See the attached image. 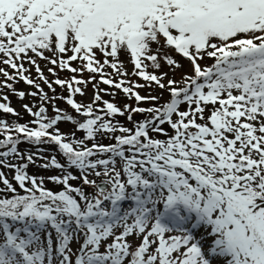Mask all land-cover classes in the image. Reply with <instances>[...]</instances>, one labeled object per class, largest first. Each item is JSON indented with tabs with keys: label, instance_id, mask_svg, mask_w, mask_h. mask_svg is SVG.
Returning <instances> with one entry per match:
<instances>
[{
	"label": "snow or ice",
	"instance_id": "obj_1",
	"mask_svg": "<svg viewBox=\"0 0 264 264\" xmlns=\"http://www.w3.org/2000/svg\"><path fill=\"white\" fill-rule=\"evenodd\" d=\"M0 64V264H264V0H0Z\"/></svg>",
	"mask_w": 264,
	"mask_h": 264
},
{
	"label": "rangeland",
	"instance_id": "obj_2",
	"mask_svg": "<svg viewBox=\"0 0 264 264\" xmlns=\"http://www.w3.org/2000/svg\"><path fill=\"white\" fill-rule=\"evenodd\" d=\"M121 58L123 59L124 57H121ZM38 63L40 64L41 68L44 70V75L47 76L50 81L53 80L54 77L51 74H49L48 71H47V69L49 67H52V65L48 64L46 61H43V60H38ZM181 63L184 65V67L181 68V69L176 70V73H175V77L176 78L179 77V75L182 74L183 72H187V71L190 70L188 62L186 60H181ZM206 63H211V61H206ZM0 67H4V65L0 64ZM25 67H31V66L26 63ZM127 67H128L129 72H131L132 66L130 64H127ZM6 70L9 71L8 68ZM163 70L164 71H168L167 67H165ZM106 71L111 72L112 70L111 69H107ZM9 73H11V72L9 71ZM31 76L33 78H35V76H36L34 67L31 68ZM0 78H4V77L1 76ZM37 83H40L41 87L43 89H45L46 92H48V93L50 92L49 89L47 88V86L44 85L41 81L37 80ZM53 86L55 87V85H53ZM14 88L17 91H24L25 93L33 92V91L36 90L35 88H32L29 85H26L23 81H19V82L15 83L14 84ZM84 91H85V95H83V96L77 95L75 97V99L78 102H83V103L87 104V103L91 102V100L93 98V95H94V90L92 88V85L89 84ZM108 91L116 93L118 90L110 88V89H108ZM142 91H144V94H146V95H148L149 92H151L152 95H160L161 94L160 90L156 89V88H153V89L145 88ZM3 94L8 96V99L10 101V106L13 107L16 112L19 113V116H13L12 114H5V113L1 112L0 113V118L5 119L7 121H9V120L14 121V120H17L19 118L20 121L24 122L25 119H29V114L24 110L23 105H25V104H28L29 106H32L34 104L39 105V100H38L37 97H32V96L26 95L25 98L23 100H21V99H19L16 95H14L11 91H9L6 88L3 89ZM101 95L104 96V97L106 96V97H109V98L113 99L116 104H119L121 99H122V97H123L119 93H116L114 97L110 96V95H106L104 93H101ZM49 96H51V95H49ZM168 98H169L168 97V93L164 92L162 100L160 102H164V101L168 100ZM2 102H5V101H2ZM56 104L58 105L59 108L66 109L72 115H74V116L76 115V113L73 110H71L70 108L66 107V105L64 104L63 100H57ZM144 104L147 105L148 107L150 106L148 103H144ZM47 107H48V114L50 116L53 115L51 106L49 105ZM183 107L184 106H181L182 110H183ZM33 110L35 111L36 109L34 108ZM78 118L83 120V117H78ZM115 119L121 121L125 126H127L129 128L132 127V124L127 121L126 116H117ZM141 119H143L142 115L133 116V120L139 121ZM59 128H60V130L62 132H69V131H71L74 128V126L72 124H70V123L62 122V123L59 124ZM107 141H108V139H106V138L103 139V142H107ZM29 148L31 150L36 151L35 147H33V146H30ZM46 148L48 149V151H46L44 153L45 156H49V155H52V154H56L58 156V153L55 151V149L52 146L46 145ZM24 150H29V149H24ZM60 159H61V162L63 163V159L62 158H60ZM41 163H43V161L38 159L35 164H30L29 168H28L29 173L33 174V175H37V176H43V177L59 174L58 170L51 169V168L44 169V168L38 167L37 165H39ZM2 170L5 172V174L7 175L8 179L10 181H12L11 178L13 176V173L8 171L7 169H2ZM78 183H80V182L79 181H73V184H78ZM46 186L49 187V188H54V187L58 188L59 187V186L53 185L51 182H48V181H46ZM0 187H2V185H0ZM93 190L94 189H92V188H86V191H88V192H92ZM129 222H131V221H129ZM121 230L122 229L117 228L116 232L119 233ZM137 243H138V241H137Z\"/></svg>",
	"mask_w": 264,
	"mask_h": 264
},
{
	"label": "trees",
	"instance_id": "obj_3",
	"mask_svg": "<svg viewBox=\"0 0 264 264\" xmlns=\"http://www.w3.org/2000/svg\"><path fill=\"white\" fill-rule=\"evenodd\" d=\"M11 68H9V70H10ZM1 77V76H0ZM2 81L4 80V79H2V78H0ZM101 85L102 84H99V87L101 88ZM62 93L64 94V95H67L68 93H67V91L65 90V91H62ZM123 96H124V94H123ZM104 100H108V101H110L109 99H105V98H103ZM124 99V98H123ZM125 99H127V98H125ZM128 100V99H127ZM128 101H130V102H133L134 100H128ZM111 102V101H110ZM119 107H123V104H122V101H121V103H120V105H119ZM77 137H81V136H77Z\"/></svg>",
	"mask_w": 264,
	"mask_h": 264
}]
</instances>
